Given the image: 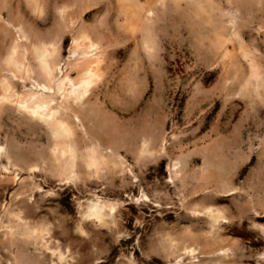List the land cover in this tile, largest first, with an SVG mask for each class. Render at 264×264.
I'll use <instances>...</instances> for the list:
<instances>
[{"label":"rangeland","instance_id":"1","mask_svg":"<svg viewBox=\"0 0 264 264\" xmlns=\"http://www.w3.org/2000/svg\"><path fill=\"white\" fill-rule=\"evenodd\" d=\"M0 264H264V0H0Z\"/></svg>","mask_w":264,"mask_h":264}]
</instances>
